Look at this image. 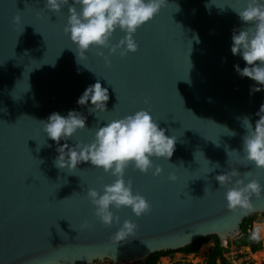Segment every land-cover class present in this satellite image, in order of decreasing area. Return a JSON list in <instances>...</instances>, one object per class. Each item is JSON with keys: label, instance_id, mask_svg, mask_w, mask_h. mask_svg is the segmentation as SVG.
I'll return each instance as SVG.
<instances>
[{"label": "water", "instance_id": "obj_1", "mask_svg": "<svg viewBox=\"0 0 264 264\" xmlns=\"http://www.w3.org/2000/svg\"><path fill=\"white\" fill-rule=\"evenodd\" d=\"M166 3L134 34L136 52L109 56L102 49L111 60L108 67L96 55L100 49L77 62L70 49L75 45L63 31L67 5L54 13L45 9V0H0V264H132L207 235L232 240L245 217L264 213V198L255 196L247 215L230 211L226 189L215 180L234 168L241 175L252 172L247 179L264 185V170L242 160L243 119L255 127L264 86L241 77L234 66L246 64L231 53L234 30L238 34L247 26L231 7L243 8L246 0ZM17 14L19 26L13 23ZM124 35L117 29L112 43ZM97 80L109 100L105 112L89 114L91 101L86 106L77 101ZM253 86L262 90L251 93ZM70 110L86 117V128L60 145L90 143L97 127L139 110L149 111L166 135L176 137L169 161L153 158L163 168L160 176L132 167L125 172L133 192L150 202L151 213L137 218L130 208L112 209L120 225L104 227L86 196L114 177L90 162L79 164L74 174L54 166L59 145L39 122L52 113L66 117ZM215 164L219 167L208 173ZM173 172L175 182L168 179ZM206 187L212 190L207 195ZM125 219L138 228L117 243L111 237ZM85 220L91 227L81 230Z\"/></svg>", "mask_w": 264, "mask_h": 264}, {"label": "clouds", "instance_id": "obj_2", "mask_svg": "<svg viewBox=\"0 0 264 264\" xmlns=\"http://www.w3.org/2000/svg\"><path fill=\"white\" fill-rule=\"evenodd\" d=\"M66 5L68 18L63 31L75 45V49H70L76 53L77 62L81 63L86 59V53L92 49H100L96 55L103 57L106 66L111 67V60L102 49H108L109 56L119 54L125 57L130 52H136L139 45L134 34L154 19L167 3L166 0H72L69 4V0H45V9L54 13H59ZM231 8L247 25L239 29L238 34L234 30L232 35L231 53L234 56L240 55L246 64L243 69L235 65V70L241 77H247L264 86V0H246L245 7ZM13 23L21 25L19 14L13 17ZM117 29L125 35L117 43H112ZM261 90V87L253 86L250 92ZM108 100V89L102 87L97 80L85 89L77 103L86 106L91 101L88 112L97 114L106 111ZM145 103H148L147 99ZM256 115L259 119L255 122V127L247 117L243 119L246 134L243 137L242 160L247 162L245 164H252L254 169L264 170V104H261ZM39 123L42 124L47 138L59 145L56 149L59 155L53 161L55 167L74 174L79 164L90 162L93 167L114 177L101 190L89 188L87 191L86 198L94 208L93 214L104 227L120 225V217L112 209L130 208L137 218L151 213L150 202L143 195L133 192L132 180H125V172L132 167L134 171L143 174L151 171L153 176H160L163 168L154 164L153 158L169 161L175 151L176 137L166 135V130L159 126L149 111L139 110L109 121L95 129L92 142L75 141L74 146L68 143L60 145V142L72 140L78 131L86 128V117L81 113L70 110L66 117L52 113L46 122ZM225 129L229 136L236 135L234 131ZM215 143L219 146V143ZM232 152L236 151H228L229 157ZM218 167L219 164L209 167L208 173ZM250 176L252 172L241 175L234 168L215 176L220 189H226L224 198L227 208L241 216L253 211V196L264 198V185L258 179H247ZM168 179L175 182L178 177L173 172ZM210 191L211 188L206 187L205 195ZM89 227L91 225L87 220L81 224V230ZM137 228L136 222L125 219L111 238L117 243L124 241L134 236ZM250 239L260 241L259 228L251 232Z\"/></svg>", "mask_w": 264, "mask_h": 264}, {"label": "trees", "instance_id": "obj_3", "mask_svg": "<svg viewBox=\"0 0 264 264\" xmlns=\"http://www.w3.org/2000/svg\"><path fill=\"white\" fill-rule=\"evenodd\" d=\"M256 221H264V213L262 214L252 213L247 217H245L241 225V229H242L241 233L238 236H236V238H234L233 240L227 241L228 249H230L233 246L249 248L251 253L253 254L260 252L262 249H264V245L262 244V239H260V241L258 242L252 241L250 239V234L253 231V225ZM215 239H219L217 235L212 234V235L203 236V238H200L195 242H193L192 244L184 248H181L179 250L155 252L146 259L132 264H158L161 258L170 257L176 253H183L185 255H191V254L197 255L201 250V248L203 247V245ZM205 264H234V263L227 256V251L219 246V247H212L210 249L209 253L206 256ZM248 264H253V262H250Z\"/></svg>", "mask_w": 264, "mask_h": 264}, {"label": "rangeland", "instance_id": "obj_4", "mask_svg": "<svg viewBox=\"0 0 264 264\" xmlns=\"http://www.w3.org/2000/svg\"><path fill=\"white\" fill-rule=\"evenodd\" d=\"M255 228L260 229V235L262 239V244L264 242V221H256L253 225V230ZM233 240V239H232ZM208 246V244H206ZM203 246L206 248V251H208L209 248L212 247H221L227 251V256L230 258V260L234 264H248L250 262H253V264H264V251L263 249L260 252H257L259 254H253L251 253L249 248H242L240 251H237L236 247H231L228 249V246H226L223 241L220 239H215L212 240V242L209 244L208 247ZM202 247V248H203ZM201 248V249H202ZM201 251V250H200ZM207 256V254H206ZM205 256V257H206ZM204 253H198L196 256H183L180 254H174L173 256L166 257V258H161L159 260L158 264H204ZM172 258V260H170ZM177 260V262H176ZM110 262L108 261H103V262H98L97 264H108Z\"/></svg>", "mask_w": 264, "mask_h": 264}, {"label": "crops", "instance_id": "obj_5", "mask_svg": "<svg viewBox=\"0 0 264 264\" xmlns=\"http://www.w3.org/2000/svg\"><path fill=\"white\" fill-rule=\"evenodd\" d=\"M211 242H212V241H211ZM211 242L207 243L208 246H209V244H210ZM263 245H264V242H263ZM203 246H206V244L203 245ZM208 246H206V247H208ZM210 249H211V248H209L208 251L204 253V257H203V258H204V264H205V259H206L205 256H206V254L209 253ZM263 251H264V249H263ZM199 253H200V251H199ZM260 253H261V252H260ZM176 254H177V255L180 254V255H183V256H196V255H194V254H191V255H185V254H183V253H176ZM256 254H259V253H256ZM164 258H166V257H164ZM170 260H172V258H170ZM176 262H177V260H176Z\"/></svg>", "mask_w": 264, "mask_h": 264}, {"label": "bare ground", "instance_id": "obj_6", "mask_svg": "<svg viewBox=\"0 0 264 264\" xmlns=\"http://www.w3.org/2000/svg\"><path fill=\"white\" fill-rule=\"evenodd\" d=\"M205 251H206V248L203 247L200 252L205 253Z\"/></svg>", "mask_w": 264, "mask_h": 264}, {"label": "built area", "instance_id": "obj_7", "mask_svg": "<svg viewBox=\"0 0 264 264\" xmlns=\"http://www.w3.org/2000/svg\"><path fill=\"white\" fill-rule=\"evenodd\" d=\"M226 246H227V241L226 242H223Z\"/></svg>", "mask_w": 264, "mask_h": 264}]
</instances>
